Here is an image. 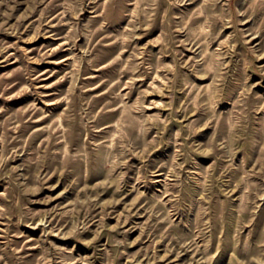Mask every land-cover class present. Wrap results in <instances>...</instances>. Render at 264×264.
Listing matches in <instances>:
<instances>
[{
  "label": "rangeland",
  "instance_id": "rangeland-1",
  "mask_svg": "<svg viewBox=\"0 0 264 264\" xmlns=\"http://www.w3.org/2000/svg\"><path fill=\"white\" fill-rule=\"evenodd\" d=\"M0 264H264V0H0Z\"/></svg>",
  "mask_w": 264,
  "mask_h": 264
}]
</instances>
